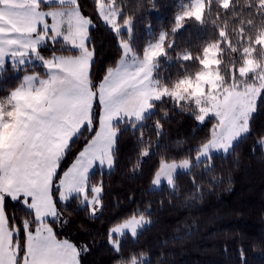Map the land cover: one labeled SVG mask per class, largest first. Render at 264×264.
Returning <instances> with one entry per match:
<instances>
[{"label":"snow or ice","instance_id":"snow-or-ice-1","mask_svg":"<svg viewBox=\"0 0 264 264\" xmlns=\"http://www.w3.org/2000/svg\"><path fill=\"white\" fill-rule=\"evenodd\" d=\"M94 3L99 17L121 37L122 52L98 84L91 76L94 50L88 47L92 20L82 14L79 0H0V77L8 71L9 61L15 73L36 61L45 70L26 72L18 85L0 97V264H81L87 247L58 239L54 231L55 224L63 227L68 222L61 209L66 210L75 196L92 217L102 210L103 184L89 187L90 170L96 164L112 169L119 136L127 127L142 129L155 115L158 103L171 101L201 124L212 117L216 120L210 136L194 149V160L160 159L151 184L159 187L166 181L175 189L178 169L191 171L203 164L210 170L213 153L234 150L251 132L258 99L264 100V0H248L249 16L238 19L232 34L225 23L219 28V38L205 43L195 55L184 49L175 57L169 52L177 43L169 35L175 37L190 21L205 24L214 5L218 20L220 9L225 16L229 11L235 15L236 0H189L175 16L171 33L161 31L142 52L134 46L133 17L124 14L120 0ZM233 37H237L235 43ZM61 39L77 54L57 55L55 45ZM49 43L51 55L45 56ZM226 50L232 56L227 65ZM172 59L184 71L169 80L160 69L162 61ZM95 100L100 106L98 129ZM85 130L95 135L61 175L62 160L74 138ZM155 131L158 148L163 136L160 119L155 121ZM259 142L264 144V136ZM140 143H144L142 131ZM151 154L149 141V147L140 152L141 161ZM56 193L64 205L58 204ZM9 198L21 206L20 219L7 215ZM150 223L145 212L134 213L109 230L108 242L120 252L126 233L134 239ZM120 264L148 261L141 253Z\"/></svg>","mask_w":264,"mask_h":264},{"label":"trees","instance_id":"trees-1","mask_svg":"<svg viewBox=\"0 0 264 264\" xmlns=\"http://www.w3.org/2000/svg\"><path fill=\"white\" fill-rule=\"evenodd\" d=\"M189 0H120L125 15L134 21V46L141 52L143 47L161 31L171 33L175 16ZM248 0H236L235 15L232 11L225 16L219 10L217 19L214 5L206 23L201 25L188 22L175 37L177 47L169 52L190 49L195 55L205 43L218 39L219 28L227 23L229 34L238 27V19L249 16ZM82 14L92 20L89 27L88 47L94 50L91 76L98 84L109 67H115L122 52L119 48L121 37L104 23L96 11L94 0H79ZM55 6V5H53ZM42 8L47 9L44 5ZM255 13V9H252ZM215 21V23H214ZM122 23V20H121ZM127 38V32L123 33ZM237 37H233V43ZM51 43L44 51L51 55ZM57 55L77 54L75 49L64 45L61 40L55 45ZM63 48V50H61ZM225 65L232 56L226 50ZM39 65H28L15 73L9 64L8 71L0 77V97L19 84L20 79L32 71H43ZM194 71V68H190ZM160 71L169 80L177 78L184 71L176 59L162 61ZM97 113L95 127H99L98 100L94 101ZM167 111V117L164 116ZM160 119L163 136L159 147L155 121ZM215 118L201 124L189 111H182L171 101H166L155 110V115L145 122L142 129L125 128L115 146V163L112 169L95 168L90 174L89 187L103 184L102 210L95 217L79 200L70 199L66 210L61 209L68 222L55 224L58 239H68L77 246H86L80 256L81 264H120L135 254H146L148 264H264V151L261 137L264 136V100L258 99L257 110L251 120V132L237 143L229 154H213L210 170L205 165L192 167L191 171L179 172L175 177V189L163 184L152 189L151 179L160 159L169 162L191 157L194 149L211 133ZM123 127V125H121ZM141 131L143 141L140 143ZM95 132L85 130L74 138L71 150L66 154L58 169L60 174L73 162L85 146L86 140ZM152 145V154L141 161L140 152ZM56 193V199L60 202ZM145 212L150 225H146L136 238L129 234L122 237L121 251L116 252L108 242L109 230L132 214ZM9 217L23 216L21 206L10 198L6 200ZM51 220V218H49Z\"/></svg>","mask_w":264,"mask_h":264},{"label":"rangeland","instance_id":"rangeland-1","mask_svg":"<svg viewBox=\"0 0 264 264\" xmlns=\"http://www.w3.org/2000/svg\"><path fill=\"white\" fill-rule=\"evenodd\" d=\"M186 4V3H185ZM45 11H47L48 10V8L47 9H44ZM49 23H51V19L49 18V21H48ZM105 23V22H104ZM110 27V26H109ZM62 40V39H61ZM70 46V45H69ZM71 47V46H70ZM9 64H10V61H9ZM11 65V64H10ZM34 65H39L40 66V64H39V62L38 61H36V62H34L33 64H31L30 66H34ZM43 71H41V73H43L45 70L43 69V68H41ZM40 73V72H39ZM28 74H31V73H28ZM214 118V117H213ZM262 145V147H263V151H264V144H261ZM213 154H224L223 152H219V153H213ZM177 163H179V162H177ZM96 165H98V166H100L99 164H96ZM96 165H94V167H93V169H91L90 170V174L93 172V170L95 169V168H100V169H102V170H110V169H108L107 167H96ZM187 170H183V169H178L177 170V173H179V172H186ZM176 173V174H177ZM163 184H167L166 183V181H162V183H161V185L159 186V187H155V186H151V188L152 189H159ZM58 196H59V194H58ZM127 234V233H126Z\"/></svg>","mask_w":264,"mask_h":264},{"label":"crops","instance_id":"crops-1","mask_svg":"<svg viewBox=\"0 0 264 264\" xmlns=\"http://www.w3.org/2000/svg\"><path fill=\"white\" fill-rule=\"evenodd\" d=\"M42 68H43V67H42ZM96 167H101V166L96 165Z\"/></svg>","mask_w":264,"mask_h":264}]
</instances>
